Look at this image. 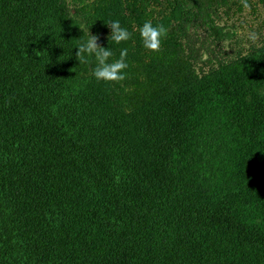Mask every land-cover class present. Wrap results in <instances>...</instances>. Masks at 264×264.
Returning <instances> with one entry per match:
<instances>
[{
    "label": "trees",
    "instance_id": "1",
    "mask_svg": "<svg viewBox=\"0 0 264 264\" xmlns=\"http://www.w3.org/2000/svg\"><path fill=\"white\" fill-rule=\"evenodd\" d=\"M226 2L174 0L106 84L75 53L119 58L120 0H0V264H264V43L219 58Z\"/></svg>",
    "mask_w": 264,
    "mask_h": 264
},
{
    "label": "rangeland",
    "instance_id": "2",
    "mask_svg": "<svg viewBox=\"0 0 264 264\" xmlns=\"http://www.w3.org/2000/svg\"><path fill=\"white\" fill-rule=\"evenodd\" d=\"M174 0H120V6H117V14L122 13L129 15L131 18L130 25L125 28L132 34L131 38L122 42V48L128 51H135L141 57L146 55L137 29L142 27L146 21L158 25L163 17L171 12ZM226 4L219 5L216 13V22L223 36L219 44L216 45L215 51L219 58L223 61L236 60L250 51L257 49L264 43V0H248L250 10L245 11L240 0H226ZM69 6H71L69 4ZM130 26V27H129ZM176 25H171L176 29ZM168 28V35L171 29ZM255 31L259 34L260 39L256 43H252L247 39V33ZM98 43L104 39V34H100ZM200 39L204 40L205 48L212 46V39L208 40L207 35L200 34ZM205 38V39H204ZM200 44V42H199ZM198 46V43H197ZM200 47L198 46V49ZM199 51V50H198ZM198 56L200 60L198 65L206 71L205 65L208 61V51L200 49Z\"/></svg>",
    "mask_w": 264,
    "mask_h": 264
},
{
    "label": "clouds",
    "instance_id": "3",
    "mask_svg": "<svg viewBox=\"0 0 264 264\" xmlns=\"http://www.w3.org/2000/svg\"><path fill=\"white\" fill-rule=\"evenodd\" d=\"M240 3L245 11L250 10L248 0H240ZM110 29V35L107 37L108 42L111 41L116 45L126 42L131 38V33L121 26L120 21H112L106 24ZM142 46L150 53L160 51L161 42L163 38L168 35V28L163 24L153 25L151 21H146L142 27L137 29ZM88 38L86 41L78 39L75 53V58L79 64H89L92 59L95 61V67L92 69V76L97 82L104 83H118L126 79L125 69L128 68L126 58L128 49L123 48L120 50L119 58L110 62L113 52L108 48L99 46V37L91 35L89 29L87 30ZM247 39L252 43H256L260 36L255 31L247 33Z\"/></svg>",
    "mask_w": 264,
    "mask_h": 264
}]
</instances>
